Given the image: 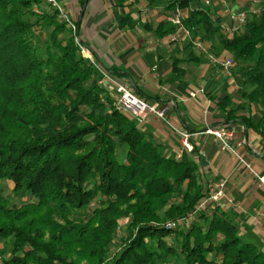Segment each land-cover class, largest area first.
I'll return each instance as SVG.
<instances>
[{
  "label": "trees",
  "instance_id": "trees-1",
  "mask_svg": "<svg viewBox=\"0 0 264 264\" xmlns=\"http://www.w3.org/2000/svg\"><path fill=\"white\" fill-rule=\"evenodd\" d=\"M146 1L152 6L155 0ZM204 1L169 0L164 11L189 10L183 24L193 39L206 42L215 58L231 56L241 103L221 125L241 121L263 134L264 9L241 33L227 35ZM78 2L83 8L89 0ZM164 25L157 27L160 37L175 30ZM99 78L45 0H0V240L1 252L11 255L6 264H264V250L245 241L235 217L218 206H208L187 227H166L188 216L207 195V182L196 162L167 155L118 113ZM227 103L218 105L225 110ZM251 105L260 111L257 125L238 114ZM8 182L11 199L4 195ZM16 198L27 201L17 206ZM118 229L120 248L110 256Z\"/></svg>",
  "mask_w": 264,
  "mask_h": 264
},
{
  "label": "crops",
  "instance_id": "crops-1",
  "mask_svg": "<svg viewBox=\"0 0 264 264\" xmlns=\"http://www.w3.org/2000/svg\"><path fill=\"white\" fill-rule=\"evenodd\" d=\"M162 1L147 6L146 0H89L80 8L78 0H62L76 23L81 44L97 67L127 83L141 98L168 106L165 121L149 116L142 130L160 143L167 155L176 158L180 152L176 159L196 162L206 185L224 179L225 197L217 206L235 217L243 239L264 250V217L254 213H264V185L257 183V177H264V126L259 134L241 121L232 124V151L225 152L218 151L213 137L203 134L207 128L221 126L226 112L238 107L242 83L234 69L230 77L220 75L189 42L174 44L167 41V35H158L160 23L165 24L164 29L170 27ZM126 17L128 22H123ZM226 57L224 53L220 59ZM154 97L158 100L151 99ZM225 98L229 103L223 110L218 104ZM238 114L250 117L254 125L259 123L260 111L255 105ZM181 130L191 134V151H180Z\"/></svg>",
  "mask_w": 264,
  "mask_h": 264
},
{
  "label": "built area",
  "instance_id": "built-area-1",
  "mask_svg": "<svg viewBox=\"0 0 264 264\" xmlns=\"http://www.w3.org/2000/svg\"><path fill=\"white\" fill-rule=\"evenodd\" d=\"M46 3L51 6L56 12L60 22H63L71 30L75 42L79 47V53L83 59L90 62L99 71L100 78L97 82L99 88L108 93L112 99V105L115 110L123 115L128 116L134 120L141 127L148 122V117L152 116L160 121L166 120V112L168 106H158L155 103H151L141 98L135 93V91L126 83L119 81L112 77L107 72L100 70L93 57L86 51L84 46L80 43L77 37V27L75 21L72 19L69 11L66 9L65 4L62 1L57 0H45ZM218 3L224 4V0H218ZM205 5H210L209 0L204 1ZM189 10H181L176 8L165 16V21L168 25L174 28V32L167 35V41L174 44L189 42L193 48L200 54H204L210 63L215 65L218 69V73L222 76L230 77L233 67V61L231 58L218 59L215 58L209 51V45L206 42L200 41L198 38H194L191 32L184 27V21L187 18ZM230 25L221 26L222 32L227 35L237 33L243 28L246 23V15L244 13L229 14ZM215 139L219 152L232 151L229 142L235 135V127L233 125L219 126L216 128H207L204 133ZM180 151H191L192 146L190 143L191 134L186 130L178 132ZM176 158H180V152L176 155ZM246 168L251 171L249 165ZM257 183L264 185V177H257ZM226 181L219 179L216 181H210L207 185V195L202 198L198 204L192 209L186 218L180 219L175 223H167L166 227L172 229L175 226H188L190 221L199 213H202L210 205L217 206L219 202L225 197ZM256 216L264 217V213L260 210L254 211Z\"/></svg>",
  "mask_w": 264,
  "mask_h": 264
},
{
  "label": "rangeland",
  "instance_id": "rangeland-1",
  "mask_svg": "<svg viewBox=\"0 0 264 264\" xmlns=\"http://www.w3.org/2000/svg\"><path fill=\"white\" fill-rule=\"evenodd\" d=\"M57 1H62V0H57ZM168 2H169V0L162 1L161 7H166ZM224 2H225V6H224V4H221V3H216L214 5H212V4H210V5L203 4V5H204L205 9H208V11L213 12L216 17L217 16L221 17L223 25L225 24L228 26L230 25L228 15L231 13L234 15L239 14V13H244L246 15V22H247L253 16H255V17L258 16L260 14V12H262L264 9V0H224ZM159 6H160V4H159ZM145 8H147V6ZM34 11L36 13L39 12L38 9H35ZM165 13L167 15L170 13V11H165ZM242 30H243V28H241V30L239 32H237V34L241 33ZM40 33L43 35V37L46 38V36L48 34V30H42V32L40 31ZM76 34H77V32H76ZM77 37H78V35H77ZM226 58H231V56L228 54V57H226ZM221 59H224V58H221ZM140 91H142L144 94H147V90L140 88ZM117 154L119 156L121 155V151L119 149L117 150ZM12 187H13L12 183L8 182L7 188L4 190V195L8 199L12 198L11 194H10V190L12 189ZM26 201L27 200H25V199L21 200L19 198H16L14 201H12V203L17 205V206H20L23 203H25ZM127 221H128V219L125 218L124 220H122V223L121 222L120 223L126 224ZM122 236H123L122 229H118L116 235L114 236L113 243L109 249L110 256L115 254L119 250V248H120L119 240H120V238H122ZM244 240L247 241L245 238H244ZM248 242H250V241H248ZM251 243H253V242H251ZM3 245L4 244L0 240V264H6V262L9 261V259L11 257L9 252H1ZM81 264H86V263L83 261Z\"/></svg>",
  "mask_w": 264,
  "mask_h": 264
}]
</instances>
